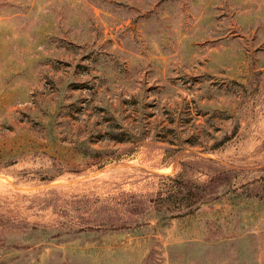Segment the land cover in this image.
<instances>
[{
	"label": "rangeland",
	"instance_id": "374dc122",
	"mask_svg": "<svg viewBox=\"0 0 264 264\" xmlns=\"http://www.w3.org/2000/svg\"><path fill=\"white\" fill-rule=\"evenodd\" d=\"M0 264H264V0H0Z\"/></svg>",
	"mask_w": 264,
	"mask_h": 264
},
{
	"label": "trees",
	"instance_id": "16d2710c",
	"mask_svg": "<svg viewBox=\"0 0 264 264\" xmlns=\"http://www.w3.org/2000/svg\"><path fill=\"white\" fill-rule=\"evenodd\" d=\"M101 151H96V153H100ZM225 185H223L221 188H223Z\"/></svg>",
	"mask_w": 264,
	"mask_h": 264
}]
</instances>
